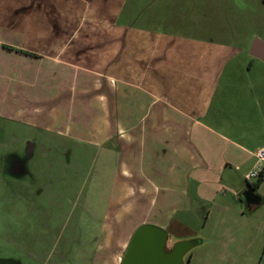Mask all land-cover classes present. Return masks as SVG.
<instances>
[{
  "label": "crops",
  "instance_id": "crops-1",
  "mask_svg": "<svg viewBox=\"0 0 264 264\" xmlns=\"http://www.w3.org/2000/svg\"><path fill=\"white\" fill-rule=\"evenodd\" d=\"M209 1L0 0V119L113 160L107 191L122 196L106 208L111 217L91 240L89 264H120L132 231L148 224L173 239L202 240L187 264H209L216 243L219 259L264 264V175L250 188L260 199L251 212L239 187L256 180L243 177L264 147L252 141L264 116V76L248 77L253 64L238 61L240 48L205 35H221L225 17L205 11ZM210 193L218 240L198 234L210 213L200 220L199 194ZM147 202L171 217L147 221L137 211ZM132 209L136 221L126 224Z\"/></svg>",
  "mask_w": 264,
  "mask_h": 264
},
{
  "label": "rangeland",
  "instance_id": "rangeland-1",
  "mask_svg": "<svg viewBox=\"0 0 264 264\" xmlns=\"http://www.w3.org/2000/svg\"><path fill=\"white\" fill-rule=\"evenodd\" d=\"M204 6L205 11H216L213 15L217 13L225 16L220 17L221 22L218 21L221 35H216L214 31H205V35L235 44L241 49L238 61L247 66L249 62L253 64L247 76L263 77L264 64L260 66L253 61L248 51L254 38L264 42V0H210ZM242 87L246 88L245 84ZM259 118L252 141L264 143V116ZM242 132L246 133V130ZM25 140L36 145L29 161V175L15 181L7 172L0 174V264L91 263L90 257L96 247L91 240L105 232L107 227L102 225V220L111 217V213L107 216L106 208L122 196L107 191L106 184L107 180H111L113 160L109 159L108 163L100 161L101 154L98 158L94 157V147L67 142L42 130L0 119V169L6 161L1 162L2 155L12 149L21 150ZM112 158L115 160L116 153ZM97 172L100 175L97 174L96 178ZM241 172H247V164ZM255 181L251 180L247 184ZM263 187L264 181L261 190ZM258 193L262 196L260 191ZM189 195L195 199L193 202L198 201L197 195ZM213 195L199 194L202 196L199 201L202 205L200 220H204L207 209L210 213L198 234L201 238L218 240L222 231L215 219L221 215L213 206L218 200L217 195L214 196L215 201L211 200ZM145 209L141 207L137 211L152 223L162 224L171 217L168 211L164 210L161 215L157 213L159 211L150 209L149 202ZM130 211V217L125 219L126 224L136 221V210ZM258 211L264 215V205ZM159 228L165 230L164 227ZM204 246H197L192 253H201L198 251H202ZM218 246L216 243L208 249L209 264H219L220 261V264L245 263L244 258L241 261L238 255L235 258L219 259L221 251Z\"/></svg>",
  "mask_w": 264,
  "mask_h": 264
},
{
  "label": "water",
  "instance_id": "water-1",
  "mask_svg": "<svg viewBox=\"0 0 264 264\" xmlns=\"http://www.w3.org/2000/svg\"><path fill=\"white\" fill-rule=\"evenodd\" d=\"M248 54L264 59V46L254 38ZM246 192L242 193L246 212H251L260 199L245 182ZM202 240L198 237L173 239L165 230L152 225H140L132 233L129 242L121 255L120 264H187V255Z\"/></svg>",
  "mask_w": 264,
  "mask_h": 264
},
{
  "label": "flooded vegetation",
  "instance_id": "flooded-vegetation-1",
  "mask_svg": "<svg viewBox=\"0 0 264 264\" xmlns=\"http://www.w3.org/2000/svg\"><path fill=\"white\" fill-rule=\"evenodd\" d=\"M35 147L36 145H34V143L25 140L22 143L21 150L15 151L12 149L9 153L7 152L6 154L2 155L3 159L1 162L4 163V160L6 161L1 165L2 167L0 169V174L7 172L9 176L15 181H18L25 175H29V161L32 157ZM239 185L240 194L242 195V193L246 192V187L243 185V183H240Z\"/></svg>",
  "mask_w": 264,
  "mask_h": 264
},
{
  "label": "built area",
  "instance_id": "built-area-1",
  "mask_svg": "<svg viewBox=\"0 0 264 264\" xmlns=\"http://www.w3.org/2000/svg\"><path fill=\"white\" fill-rule=\"evenodd\" d=\"M255 163L252 171L243 177L245 181L249 179H257L259 174L264 170V147L254 153Z\"/></svg>",
  "mask_w": 264,
  "mask_h": 264
},
{
  "label": "trees",
  "instance_id": "trees-1",
  "mask_svg": "<svg viewBox=\"0 0 264 264\" xmlns=\"http://www.w3.org/2000/svg\"><path fill=\"white\" fill-rule=\"evenodd\" d=\"M263 175H264V170L259 174V176L257 177L256 181L253 184H251V185L248 184V186H250V188H252V189L254 187H256L261 182Z\"/></svg>",
  "mask_w": 264,
  "mask_h": 264
}]
</instances>
